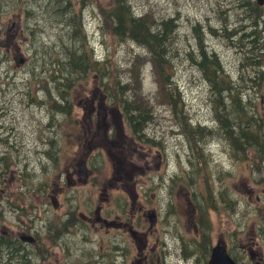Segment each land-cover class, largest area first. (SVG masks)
Wrapping results in <instances>:
<instances>
[{
  "label": "rangeland",
  "instance_id": "rangeland-1",
  "mask_svg": "<svg viewBox=\"0 0 264 264\" xmlns=\"http://www.w3.org/2000/svg\"><path fill=\"white\" fill-rule=\"evenodd\" d=\"M62 1L0 0V111H6V106H13L10 116L7 119L3 116L6 121L4 124L14 127L13 131L6 134L12 136L9 143L14 144L17 139V144H21L19 150L6 147V166L12 170L9 176L13 182L11 187L22 195L26 206L34 202L38 204L39 193L43 206L40 209L42 212L49 210L48 217H44L42 223L36 218L37 212L33 214V220L38 221L35 226L44 235L43 247L41 245L40 253L33 256L34 260L39 262V258L40 264H116L113 246L120 229L116 214L125 199L129 213L124 218H130L132 214L135 223L138 215L140 222L146 223L143 231H146L150 222V214L145 215L146 210H155L159 221L154 230L148 233L147 240L150 246H157L156 251L164 247L167 264H208L211 256L208 262L202 256L206 251L205 243L195 231L194 213L188 207V198L191 196L197 205L202 204L203 194L207 190L205 180L198 173L199 163L193 156V153H198L197 146L201 142L196 136L186 134L189 129L187 121L219 127L213 121V99L216 97L213 87L203 76L200 60L194 61V56L198 54L197 48H200L194 26L201 25L200 34L204 36L205 46L218 52L222 66L226 68V77L227 72H230L236 81L243 79L245 82L255 77L259 67L257 64H248V61H255L258 57H255V50L253 57L249 56L253 41H246V47V44L238 40L244 37V32L257 29L250 27L251 22L247 19L240 0H131L134 8L141 13L149 9L159 16L178 17L177 36L172 42L169 58L172 59L174 83L182 97L180 100L170 101V91L166 87L161 90L153 62L149 61L151 55H148V50L135 41L118 40L115 37L113 19L108 18L106 12L111 0H71V9H63L69 0L61 5ZM72 16L75 24H71ZM84 24L87 26L86 42L79 36L83 34L81 26L84 27ZM245 24L248 28L242 30ZM226 31L230 34H225ZM88 46H94V52L101 61L99 65L92 64L93 72L80 82V78L76 74H69L68 69L67 90L78 82L69 92L71 105L68 110V102L61 96L60 81L55 72L57 63L63 62L65 65L75 48L90 54ZM135 57L139 61L140 75L136 72L139 65L133 60ZM22 58H26L24 63L21 62ZM242 60L250 68L242 69ZM48 66H51L50 71ZM102 68L109 72L110 79H106L103 73L98 75ZM257 75L261 77L260 74ZM37 80H40L42 88L38 94L45 99L47 93L49 101L53 100L56 108L47 110V107L42 106L37 108L36 115H32L33 109L26 108L25 104L27 92L35 90ZM106 81L108 90L104 86ZM262 81L264 79L260 80V84ZM249 83L252 84L251 80ZM262 86L264 88V82ZM139 88L142 90L139 91ZM256 91L255 87H252L251 92L248 89L246 99L250 92L253 99H256V108L264 115V93L256 94ZM94 93L105 102L103 106L107 112V122L112 121L117 112L129 115V108L140 111L145 108L151 112L149 115L154 119L146 123L144 134L147 138H155L160 144L135 138L125 122V131L112 147L120 157L113 160L107 155L103 157L99 151L102 150L103 153V148L107 146L103 141L104 128L98 133V118L95 114L93 124H88V119L83 117L91 106ZM124 100L126 104L123 103ZM184 103L185 116L179 117L176 111L181 110ZM95 106H99V100L95 101ZM225 113H229L231 120H234L236 112L230 101L221 106L220 115ZM85 123L87 130L82 138ZM2 133L5 132L0 128V134ZM222 133V130L219 135L217 132L212 133V137L207 140V153L204 156L206 171L213 180V199H220L228 207V212H211L214 244L222 239L231 251L230 255L240 264H264V186L254 185V177L259 179L264 173H256V166L250 164L251 159L257 162L261 157L251 149L247 160L235 159L230 154L228 143L222 140ZM108 134L110 138L114 137L113 126ZM245 148L244 145L243 151ZM48 151L50 155L46 154ZM82 157H87V165L97 179L76 186L72 183L69 185L67 181L62 183L57 176L71 164H75L76 168ZM190 159L194 160L195 165L190 163ZM0 166L2 171L5 166L2 160ZM25 170L28 174L23 176ZM170 176H174L176 185L184 179L189 193H175L174 201L180 204L177 206V213L165 217L170 184L165 181L167 179L169 182ZM110 179L114 187L109 185L105 190V184ZM25 180L30 189L23 185ZM54 182L61 183V190L58 192L60 201L66 200L69 190V197L72 198L69 207L74 206L75 214L78 203L85 198V202L89 204L88 212L93 217L100 213L106 219L105 223L90 225L86 231L87 242L83 240L82 234L77 235L79 230L73 225L75 238L70 237L67 242L55 246V240L50 236L53 230L47 221L55 211L51 200L52 189L57 187ZM249 186L251 192L248 191ZM172 189L176 190L173 184ZM221 195L224 197L221 198ZM65 210L66 208L59 209L58 212L64 213ZM54 215L56 217L55 213ZM164 217L170 221V233L164 230ZM20 224L23 223L13 215H6L9 230L17 231ZM123 232L132 253H129L128 263L122 264H132L136 245L134 239L124 230ZM29 251L34 252V247ZM8 252L12 250L9 248ZM20 253V250L15 249L14 254L9 257L3 254V264H13ZM119 258L121 262V257ZM151 264H156V258Z\"/></svg>",
  "mask_w": 264,
  "mask_h": 264
},
{
  "label": "trees",
  "instance_id": "trees-1",
  "mask_svg": "<svg viewBox=\"0 0 264 264\" xmlns=\"http://www.w3.org/2000/svg\"><path fill=\"white\" fill-rule=\"evenodd\" d=\"M63 4H66L65 0L62 1L61 5ZM240 4L244 9V6H251L248 0H240ZM72 7L73 2L69 0L67 6H64L63 9H71ZM108 7L109 8L106 11L108 12L107 17L113 19V33L115 37L118 38V40L125 41L129 39L135 41L141 44V46H143L144 48H146L149 52L148 55H151V59L149 61L153 62V67L162 87L161 90H164V87H166V89H169L170 101L178 98L180 100L182 95L179 92L177 85H175L174 83L173 78L175 77V75L174 71L172 70V59L169 58L172 42L177 36L176 32L178 28V17L159 16L153 11H150L149 9H146L144 12L141 13L140 11L136 10V8H134L131 0H111ZM1 8L2 6L0 5V9ZM245 12L247 19L251 20V8L245 9ZM64 13L65 11H63V14ZM71 18H73V16ZM198 25L194 26V32L198 34V42L200 48H197L198 54L196 57L194 56V61H198V59L200 60L201 67H203V76L207 78L209 82H211V86L213 87L212 90L216 95V97L213 99V109L215 114L213 121L216 125H218L219 128H215L216 126L212 127L210 125H205L202 123L192 124V122L189 120L187 121V127L189 129L187 130L188 132L186 134L196 136V139L201 142L198 143L197 146L198 153H193L194 159L197 161V163H199L198 173L200 174V178H203L205 180L207 190V193L203 194V203H199V206L202 209H214L215 211L219 210L228 212V207L220 199L215 201L212 196L211 187L213 185V180L210 173L206 171L207 163L204 158V156H206L205 152L207 153V140L212 137V133L217 132V135H219L220 131L222 130L223 133L220 135L224 139H222L221 137H219V139L225 140L229 145V151L232 157L241 161L247 160L248 158V155L246 154V148L243 151L244 145H248L247 147L250 148H256V146H263L264 115L259 112L256 108L255 100H251V104L246 102L248 100L246 99V95L248 89L251 90L252 87H255L257 91L264 93V88L262 86V83L264 81H262L260 84V80L264 79V38L263 40H252L253 43L251 42L252 45L249 52V56L253 57V51L255 50L257 51L255 57L258 58L255 61H248V64H257L259 65V67L257 68L255 77L249 79V81L251 80L252 83L250 85L249 81L245 82L243 79L241 81H236L230 74V72H227L226 77V68L224 65L222 66L218 52L215 50H210L205 46L204 36L202 37V35L200 34L201 25ZM81 31L82 30L80 28V33ZM225 34H230V32L226 31ZM79 36L84 42L88 40L85 31L82 35ZM238 41L243 42V44H246L247 47L248 43L245 41L244 37H242ZM88 50L90 54H87L85 52L82 53L81 49L75 48L72 51V54L69 56V59L67 60L65 65L63 62L57 63L58 68L55 70V72L58 74V79L60 81L59 88H61V96L63 99H66L67 102L70 101L68 98L69 92L74 88V86L78 82L87 79L86 76H89L93 72V70H91V65L100 64V61H97L94 58L91 46H88ZM259 51L261 52L259 53ZM135 58L136 59L133 60H135L137 65H139L138 58ZM51 66H48L47 68L49 71L51 70ZM241 67L242 69L250 68L244 60H242ZM65 68L66 71H64ZM97 68L94 70H97ZM68 69L69 74H76L80 78V80H78V82L72 85L69 90H67V87H69V84L67 82ZM252 69H254V67ZM136 72L138 75L141 74L140 65L138 66ZM102 73L106 79H110V74L109 72H107L106 68H102L98 75H101ZM257 74H260L261 77H259ZM257 80L259 81L258 84L256 83ZM108 81L104 82V86L107 90ZM120 89H122L123 91L125 90L124 87H120ZM140 90L142 89L139 88V91ZM140 99H143V97L140 96ZM224 101H230L233 105V109L236 112L234 120H231L229 113H225V115H220L221 106L225 103ZM123 103L126 104V101L124 100ZM62 106L63 109H66V106ZM184 106L185 103L182 104L181 110L176 111L177 116H185V114H183ZM249 107H251L252 109H250ZM67 109L69 110L70 106H67ZM129 109H131L129 113V121L133 129L134 135L139 140L148 143L158 142L160 144L159 141L154 140L155 138H147L144 134L146 131L143 130V128L146 127V123H149L152 119H154L153 117L151 118L149 115L151 114V112H149L145 108H143L141 111L137 108H135V110H132V108ZM250 110H252V112H250ZM252 114L261 117V119H255ZM249 119L250 121H248ZM190 163L192 165H195L193 159H190ZM222 196L223 195H221V198ZM210 227L213 228L212 225H210ZM12 249H15V247L13 246ZM20 251L21 253L14 261L15 264H36L35 260H33V256L35 255L31 253L28 254L27 252L22 250ZM3 254L4 253H0V264L4 263Z\"/></svg>",
  "mask_w": 264,
  "mask_h": 264
},
{
  "label": "flooded vegetation",
  "instance_id": "flooded-vegetation-1",
  "mask_svg": "<svg viewBox=\"0 0 264 264\" xmlns=\"http://www.w3.org/2000/svg\"><path fill=\"white\" fill-rule=\"evenodd\" d=\"M248 1L250 2L251 6H244V7L245 9L251 8V14H250L251 20H249L251 22L250 27L252 29H255V30L257 29V30L253 32H244L243 33L244 39L245 41H250V42L252 40L253 41L263 40L262 39L264 36V32H263L264 31V9H262L263 6H260L257 0H248ZM257 25H258V28H256ZM247 28L248 26L245 24L242 30L247 29ZM260 52L261 51H259V53ZM97 59L99 60V58H96V60ZM21 61L25 62L26 58H22ZM37 82L38 84L36 85L35 90L31 89L27 92V103L25 104L26 108L33 109L31 111L32 115H36L35 112L37 108L42 107V106L47 107V110L48 109L54 110L56 108L55 102L53 100L49 101L47 93H45V96H46L45 99H43V97L38 94V91H42V88H41V84H39L40 80H37ZM250 92L248 94L249 96L248 100L246 101L249 104H251V100H256L255 98L253 99ZM258 93L259 91H256V94ZM94 95L95 96L93 100L91 101V106L88 108V111L85 112L83 117L84 119H88V122H89L88 124H93V120H94L93 114L96 115V118H98L97 120L98 130L97 131L99 133L100 129L104 128L103 141L107 144V146L103 148V153H102V150L101 151L98 150V151L99 153L102 154L103 157L107 155L113 160V158L115 157H120L117 154V150L112 149V147H113V144L117 143L116 141H119V136L123 134V132L125 131V122L128 123L129 129L132 132V135L135 138L137 137L133 133V129L129 121V115H123L121 112H117L116 114L117 116L113 115L112 121L107 122L106 121L107 112L103 106L105 102H103L102 99H98V97L96 96L97 95L96 93H94ZM96 100H99V106L97 108L95 106ZM68 105L69 106L71 105L70 101L68 102ZM80 106H83V105L81 104ZM12 107L13 106H6V111H0V122H1L0 128H2L3 132H5V133L0 134V160H2L5 165L3 170L0 171V253L6 254L9 248L11 246H14L16 249L25 251L28 254L31 253L33 255H37V253H40L44 235L42 234L41 230L37 228V225L35 226V222H38V221L33 220L35 218V215L33 214L37 212L36 218L39 220V222L42 223V220H44V217H48L47 213L49 210L47 209V212H42V210L40 209L41 207H43L42 202H41V194L37 193L38 204L34 202V203H31L27 207L26 202L22 198V195L19 194L17 190L11 187V184L13 182L10 180L9 176L12 174V170L6 166V158H8L7 157L8 154L6 153V147H12L13 150H19L21 146V144H17V139L14 144L9 143L12 136H10V134H6V132L8 131H13L14 127L6 126L4 124L6 123V121H4L3 116H6V119H7L11 114ZM249 108L252 109L251 107ZM250 112H252V110H250ZM252 116L255 119L256 118H258L259 120L261 119V117L255 116L254 114H252ZM11 118L12 119L14 118L13 114L11 115ZM116 120H118L119 122H116ZM248 121H250V119ZM86 126L87 125L85 123L84 129H83L84 132L82 133V138L85 136V133L87 130ZM112 126L114 128V137L110 138L108 131L110 130ZM38 133H39V130L37 129V134ZM116 137H118L117 140L113 141V139ZM131 140H133L134 142H137L134 139H131ZM247 146L248 145H246V154H249V152H251V149H253L255 154L258 151L257 154H260V157H261L260 160L257 162H253L252 159L250 160V164L255 165L257 168L255 172L264 173V167H261V165L264 166V155H263L264 143H263V146H256V148H250ZM87 163H88L87 157L80 158L76 168H75V164H71L65 172H61V174L57 176L58 179L60 181L62 180V183H65L67 181L69 185H71L72 183V185L74 184V186L82 184V183L87 184L89 181H95L97 178L92 175V171L90 167H88ZM83 164H85V166ZM72 167L74 168L73 170L70 169ZM116 169H117V166H115V170ZM13 171H15V169ZM27 174L28 173L25 170L23 176ZM75 174H77V177H75ZM254 176L255 175L253 174V177ZM12 178H14V176ZM254 179H255L254 185L258 187L264 186V175L259 176V179H257L256 177H254ZM109 181L110 182L108 184H105V190L109 188V185L114 187V184L111 182V179ZM165 183H170L168 184L169 190L167 191V196L169 200H168L167 208H166L167 209L166 211L167 213L165 215L166 217L169 214L177 213V206L180 204L174 201L175 193L176 195H181V194L188 195L189 192L187 191L188 187L186 186L184 179H183V182L178 183L176 185V180L174 176H170L169 182L166 179ZM53 184L57 185L56 189L54 188L52 189L53 193L51 196L52 204L55 208L54 213L56 214V217L54 213H51V216L49 219H47V221H48V225L53 230V233L50 236L52 240H55V246L61 245L62 242H67V240L70 237L75 238L74 237L75 231L72 229L73 225H75L79 230L77 235L82 234L83 240L87 242L88 238L86 236V231L90 227V225L95 226L99 222L105 223L106 219L102 217L100 213H97V215L93 217L87 210L89 209L88 207L89 204L87 201L85 202V198H83L82 202L78 203L77 205L78 211L75 214L74 206L69 207V204L72 201V198L69 197L70 196L69 190H67L68 197L66 198V200L60 201L58 199V192H60L61 190L59 186L61 185V183L54 182ZM172 184L176 186V190L172 189ZM23 185L28 188V186L26 185V181H23ZM41 189L42 187L41 185H39V190ZM63 190H64V187H63ZM248 191L249 192L252 191L251 186H249ZM194 196L196 197V192L194 193ZM212 196H213V191H212ZM258 197L261 198L260 195ZM38 205H39V208H38ZM188 207H190L192 212L194 213L195 231L198 235H200V237L205 243L204 250L206 251H205V254H202V256L204 257V260L208 262L211 256V253H212L213 246L218 243L224 244V241L222 239L216 241V243L214 244V237L212 236L213 228L210 227V225L213 226V224L211 223L210 215H211V212L215 210L214 209H202L199 205H197V203L195 202V199H193L192 196L188 198ZM65 208H66L65 212L59 214L58 210L65 209ZM141 208H143V206L139 207V209ZM99 210L100 211L102 210L101 206H99ZM150 211L151 210H146L145 212L146 213L145 215L147 216L150 214L149 215L150 222H149V226L146 228V231H143L142 229L145 228L146 223L140 222V218L137 214L136 215L138 218L135 223H134V219L132 220V217L134 216L132 214H130V218H127V219L124 218L126 213H129L127 209V202L124 199L123 203L120 204L119 209L116 214V220L120 221V223L117 226L120 229L116 235L117 241L114 243V248H113L114 253L116 255L115 256L116 257L115 259L117 261V262L115 261L116 264H122L126 262L128 263L127 258L130 256L129 253H132L130 252V249L127 246V239L124 237L123 230L127 232L131 238L134 239V244L136 245V251H135L136 253L134 254L132 258V264H151V263H154V258H156V264H167L165 260L166 254H165L164 247L156 251L157 246L154 244L150 246L147 240L148 233L154 230V227L157 225L159 221L157 218V215L155 214L156 213L155 210H153V212L152 211L150 212ZM6 215H13L16 218V220L23 223V224H20L17 231H12L8 229V227L6 226ZM25 216L27 218H25ZM60 217H63V218H60ZM165 217H164V228H165L164 230L170 233V228H169L170 221L169 219ZM129 231L131 233H129ZM26 234H32L36 238V242L31 243V242L23 241L22 236ZM45 236H47V234H45ZM33 247L35 251L30 252L29 249H32ZM226 248L228 252L231 253L227 245H226ZM119 256L121 257V262L119 260L120 259ZM38 260L39 262H36L35 260L36 264H40L41 260L39 258Z\"/></svg>",
  "mask_w": 264,
  "mask_h": 264
},
{
  "label": "water",
  "instance_id": "water-1",
  "mask_svg": "<svg viewBox=\"0 0 264 264\" xmlns=\"http://www.w3.org/2000/svg\"><path fill=\"white\" fill-rule=\"evenodd\" d=\"M258 4L264 5V0H257ZM24 63V61H21ZM85 166V164H83ZM82 172V170H81ZM23 241L35 243L36 238L32 234H26L22 236ZM208 264H238V262L230 255L226 245L218 243L212 249V256Z\"/></svg>",
  "mask_w": 264,
  "mask_h": 264
},
{
  "label": "bare ground",
  "instance_id": "bare-ground-1",
  "mask_svg": "<svg viewBox=\"0 0 264 264\" xmlns=\"http://www.w3.org/2000/svg\"><path fill=\"white\" fill-rule=\"evenodd\" d=\"M260 6H264V5H260ZM70 20H71V24H75L74 23V17L73 18H70ZM84 22H85V20H84ZM81 28H82V30H83V32L85 31L86 32V34H87V30H86V28H87V26L84 24V27L83 26H81ZM90 45V44H89ZM93 47L94 46H91V48H92V50H93V54H94V58L96 59V58H98L99 56L94 52V49H93ZM53 76H54V74H52ZM46 154L47 155H50V152L48 151V152H46ZM26 181V180H25ZM114 247V246H113ZM13 248V246H11L10 247V249L12 250V252H7L6 253V256L7 257H9L10 255H13L14 254V252H15V249H12ZM231 254V253H230ZM211 256H212V254H211ZM211 259V258H210ZM209 263V262H208ZM238 264H240V263H238Z\"/></svg>",
  "mask_w": 264,
  "mask_h": 264
}]
</instances>
